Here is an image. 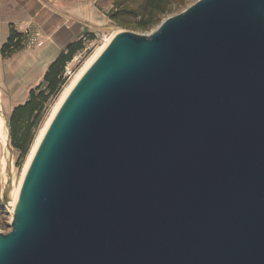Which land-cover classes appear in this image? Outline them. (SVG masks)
<instances>
[{"label":"water","instance_id":"95a60500","mask_svg":"<svg viewBox=\"0 0 264 264\" xmlns=\"http://www.w3.org/2000/svg\"><path fill=\"white\" fill-rule=\"evenodd\" d=\"M11 227L0 264H264V0H197L115 35L49 125Z\"/></svg>","mask_w":264,"mask_h":264},{"label":"crops","instance_id":"0c3cea01","mask_svg":"<svg viewBox=\"0 0 264 264\" xmlns=\"http://www.w3.org/2000/svg\"><path fill=\"white\" fill-rule=\"evenodd\" d=\"M90 3L81 0H0L1 103L14 109L44 80L50 64L85 31L90 30ZM37 32L42 45L22 47L4 57L1 48L11 29Z\"/></svg>","mask_w":264,"mask_h":264},{"label":"rangeland","instance_id":"374dc122","mask_svg":"<svg viewBox=\"0 0 264 264\" xmlns=\"http://www.w3.org/2000/svg\"><path fill=\"white\" fill-rule=\"evenodd\" d=\"M81 1L85 4L90 3L92 13L96 14V17L94 18V15L92 14L91 22L89 23L90 30L85 31L79 38L87 33L93 32L96 35V38L94 39L96 40L95 45L84 59L79 62L72 60L67 64V67H69L73 73L70 78L66 79L60 92L52 97V99L46 104L41 120L34 130V136L30 148L20 163H18L19 151L12 146V143L9 146L7 145V141L4 139L0 128V200L2 199L3 187L8 179L11 186V199H14V195L20 188V184L23 181L30 161L34 156L38 143L56 108L64 98L67 90L87 67L100 47L106 43L107 39L111 36L113 38L118 33L125 31H131L139 35H148L153 32L164 19L183 12L188 6L197 0H167L166 4L163 5V8L165 9V12L163 13L155 11L152 6H148L149 3L146 2V0ZM0 101H2L1 93ZM0 106V122L1 117L3 116L7 121L6 134L8 137V121H10L13 109L5 103H1ZM12 219L13 207L11 205L3 206L0 204V233H8L12 230Z\"/></svg>","mask_w":264,"mask_h":264},{"label":"trees","instance_id":"16d2710c","mask_svg":"<svg viewBox=\"0 0 264 264\" xmlns=\"http://www.w3.org/2000/svg\"><path fill=\"white\" fill-rule=\"evenodd\" d=\"M157 12H165L163 5L167 0H146ZM24 34L11 29L10 36L1 48L4 57L23 47ZM95 33L90 32L70 43L49 66L41 84L30 91L28 100L16 106L10 116L12 146L19 151L20 163L27 154L33 140L34 130L38 126L46 104L62 89L66 79V66L85 46L87 41L94 40Z\"/></svg>","mask_w":264,"mask_h":264},{"label":"bare ground","instance_id":"6f19581e","mask_svg":"<svg viewBox=\"0 0 264 264\" xmlns=\"http://www.w3.org/2000/svg\"><path fill=\"white\" fill-rule=\"evenodd\" d=\"M111 40H112V36H111L110 38L107 39L106 43H105L102 47H100V49L98 50V52L94 55V57L91 59L90 63L87 65V67L83 70V72L78 76V78L74 81V83L71 85V87L67 90V92H66L64 98H63V99L61 100V102L59 103V105H58V107L56 108V110H55V112H54V114H53V116H52L50 122L48 123V125H47V127H46V129H45V131H44V134L42 135V137H41V139H40V141H39V143H38V146H37V148H36V150H35V153H36V151H37V149H38V147H39V145H40V143H41V141H42V139H43V137H44V135H45V133H46L48 127H49V125L51 124L53 118L55 117L57 111L60 109L61 105L63 104V102L65 101V99L67 98V96L69 95V93L71 92V90L73 89V87H74V86L77 84V82L81 79V77H82L83 74L87 71V69H88V68L94 63V61L98 58V56L103 52V50L106 48V46L109 44V42H110ZM0 104H1V103H0ZM0 111H1V106H0ZM6 123H7L6 119L2 116V117H1V122H0V128H1V131H2V135L4 136V139L7 141V134H6L7 125H6ZM35 153H34V155H35ZM33 157H34V156H33ZM33 157H32V159H33ZM32 159H31V161H32ZM31 161H30V164H31ZM30 164H29V166H30ZM29 166H28V168H29ZM28 168H27V171H28ZM27 171H26V173H27ZM25 175H26V174H25ZM24 178H25V176H24ZM24 178H23V180H24ZM22 183H23V181H22L21 184H20V188H19V189L17 190V192L15 193V195H14V199H13V198L11 199V204H10V205H11L12 207H14L15 204H16V201H17L18 194H19V191H20V189H21Z\"/></svg>","mask_w":264,"mask_h":264},{"label":"built area","instance_id":"2783aa9c","mask_svg":"<svg viewBox=\"0 0 264 264\" xmlns=\"http://www.w3.org/2000/svg\"><path fill=\"white\" fill-rule=\"evenodd\" d=\"M95 41L96 40L87 41L85 46L74 56L73 60L79 62L84 59L92 50L93 46L95 45ZM22 43L24 47H34L37 45H42L43 41L40 39L37 32L27 31ZM72 73V70L66 66L64 77L68 79L71 77Z\"/></svg>","mask_w":264,"mask_h":264}]
</instances>
